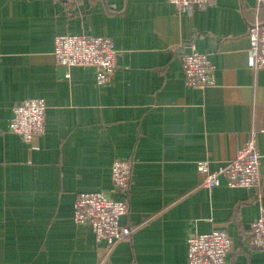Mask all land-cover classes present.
I'll use <instances>...</instances> for the list:
<instances>
[{
    "label": "crops",
    "instance_id": "1",
    "mask_svg": "<svg viewBox=\"0 0 264 264\" xmlns=\"http://www.w3.org/2000/svg\"><path fill=\"white\" fill-rule=\"evenodd\" d=\"M255 0H211L179 14L168 0H0V264H186V240L215 230L232 250L224 264H264L249 248L264 212V70L253 71L247 40ZM60 35L109 38L112 81L56 63ZM209 54L214 84L188 88L180 59ZM45 102V130L31 146L8 132L12 107ZM257 131L260 184L201 186ZM130 160L131 234L107 253L77 226L80 193L113 190L110 167Z\"/></svg>",
    "mask_w": 264,
    "mask_h": 264
},
{
    "label": "built area",
    "instance_id": "2",
    "mask_svg": "<svg viewBox=\"0 0 264 264\" xmlns=\"http://www.w3.org/2000/svg\"><path fill=\"white\" fill-rule=\"evenodd\" d=\"M69 4L74 0H53ZM179 14H190L194 9L206 8L211 0H168ZM248 22L247 40L251 68L264 70V0H255ZM53 55L63 67H86L95 70L96 85L109 84L116 69L117 51L107 37L60 35L54 39ZM186 87L203 90L214 84L210 55L191 50L180 59ZM45 102L40 98L23 100L12 107L8 132L17 135L23 143L33 140L45 130ZM257 131H250L234 158L216 171H211L206 160L196 163L201 186L207 189L220 185L224 178L229 188H252L260 184V154L257 149ZM113 190L120 199L102 192L80 193L73 206V220L77 226L90 229L98 243H104L107 253L131 234V228L120 220L129 214L128 191L132 182L130 160L115 159L111 167ZM249 248L264 250V212L252 220L246 238ZM186 264H224L232 250L226 232L215 230L207 234H193L186 240Z\"/></svg>",
    "mask_w": 264,
    "mask_h": 264
}]
</instances>
